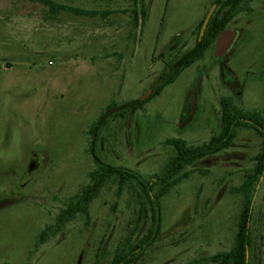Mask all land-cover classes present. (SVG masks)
<instances>
[{"label": "rangeland", "instance_id": "rangeland-1", "mask_svg": "<svg viewBox=\"0 0 264 264\" xmlns=\"http://www.w3.org/2000/svg\"><path fill=\"white\" fill-rule=\"evenodd\" d=\"M48 1L56 12L0 0V201L12 202L0 208V264H111L119 247L128 251L148 234L152 209L158 232L130 264H190L230 250L238 188L261 137L238 128L228 148L159 180L175 155L168 140L199 147L219 132L222 98H232L240 116L264 112V0H249L230 18L237 36L225 56L208 49L158 95L116 111L94 134L107 108L141 100L165 64L193 46L212 0ZM95 158L134 172L141 184L119 186L110 175L85 214L36 244L89 181ZM260 178L250 264L264 258Z\"/></svg>", "mask_w": 264, "mask_h": 264}, {"label": "trees", "instance_id": "trees-1", "mask_svg": "<svg viewBox=\"0 0 264 264\" xmlns=\"http://www.w3.org/2000/svg\"><path fill=\"white\" fill-rule=\"evenodd\" d=\"M30 1L48 5L53 12H56V8H59L58 5L51 3L48 0ZM241 1L242 0H229L228 5L225 6L221 0H216L215 4H218V6L215 9L213 8L214 10L212 11L211 17L202 36H199V30L205 14L197 24V32L193 46L189 50L183 52L179 51L178 54L175 55L173 61L171 60L170 62H167L164 66V74L159 78L156 88L148 96L143 95L141 100H135L134 105L128 107V111L136 110L144 102H147L154 96L158 95L164 88L172 84L183 70L192 65L195 61L201 59L208 49L214 48L217 36L221 31L228 27L230 18L238 12ZM113 108L114 107L107 108L105 113L107 114L108 111ZM105 113L100 125L105 124L106 118L118 115L117 113L110 115H106ZM92 128L94 129V125ZM238 128L253 130L259 137H261V144L258 153L252 159V168L247 172L243 182L238 188V192L242 195V204L241 210L238 214L233 246L227 252L214 254L211 257L194 261L190 264H205L207 262L211 264H250L251 256L249 249L251 248L250 220L252 203L259 179L264 174V112H254L240 116L232 98L225 97L220 101V130L217 134L211 136L207 143L199 147H192L180 139L168 140V144L173 147L175 155L166 164L165 175L159 180L162 183L179 172L184 165H189L196 159H201L206 155L216 154L228 148L232 143ZM93 129L91 134L93 133ZM94 163L96 168L90 171L88 175L89 181L70 199L65 208L55 217L53 223L46 226L41 231L36 244H42L44 242V237L49 233L60 231L76 214H85L87 212L88 204L98 193L105 179L110 175L113 174L117 176L119 186L124 185L129 179L136 180L140 184L142 182L139 176L134 175V172L132 171L119 167H110L107 163L101 162L97 158H95ZM155 184L156 182H153L150 185V192ZM144 190L146 197L150 199L146 189ZM151 198L150 201L153 200L155 202L158 199L156 195H151ZM152 214L154 218L151 221V229H149L148 234L138 242L139 244L133 245L128 251H125L123 248L120 249L119 247L111 260V264H130L135 261L139 253H141L135 252L139 250L140 246H144L145 248L153 242V231L158 232V226L156 225L158 223L155 224V213L153 209ZM262 264H264V258Z\"/></svg>", "mask_w": 264, "mask_h": 264}, {"label": "water", "instance_id": "water-1", "mask_svg": "<svg viewBox=\"0 0 264 264\" xmlns=\"http://www.w3.org/2000/svg\"><path fill=\"white\" fill-rule=\"evenodd\" d=\"M212 11H213V8H210L208 10V12L206 13V15L203 19V22L201 24L200 30H199V36H202V34H203V32L207 26V23L211 17ZM236 36H237L236 30L226 28L223 31H221L220 34L217 36L216 41H215L213 56L215 58H220V57L224 56L230 50L234 40L236 39ZM155 84H156V81L153 82V85L151 86V88L144 94L145 96H148L150 94V91ZM133 105H134V102L132 104H129V105L127 104V105H124L121 107L113 108V109L109 110L106 115L113 114L116 111H119L121 109H125V108L133 106ZM99 125L100 124H98L96 127H94L92 134H94L96 132ZM260 180H261V178L259 179V181ZM9 203H10V201H8V200L0 202V208L2 206L9 204Z\"/></svg>", "mask_w": 264, "mask_h": 264}, {"label": "flooded vegetation", "instance_id": "flooded-vegetation-1", "mask_svg": "<svg viewBox=\"0 0 264 264\" xmlns=\"http://www.w3.org/2000/svg\"><path fill=\"white\" fill-rule=\"evenodd\" d=\"M249 0H242L241 2H240V4H239V10H238V12L239 11H243V9H244V6H245V4L248 2ZM215 2H216V0H212L211 1V3H210V5H209V7L207 8V11H206V13L208 12V10L210 9V8H216L217 6H218V4H215ZM221 2L225 5V6H227L228 5V3H229V0H221ZM214 4H215V6H214ZM213 9V10H214ZM237 12V13H238ZM206 13H205V15H206ZM229 25V24H228ZM227 28H229V26L227 27ZM234 43V42H233ZM233 45V44H232ZM227 54V53H226ZM225 54V55H226ZM162 75H160L159 77H157V78H155V80H154V82L156 81V84L158 83V81H159V78L161 77ZM152 93V92H151ZM150 93V94H151ZM143 96V95H142ZM135 102V101H134ZM153 182H155V181H153ZM156 182H159L158 180H156ZM148 184H150L149 182H148ZM146 189V188H145ZM72 198V197H71ZM1 202V201H0ZM12 202H10L9 204H11ZM68 204V203H67ZM66 204V205H67ZM59 214V213H58ZM57 214V215H58ZM56 215V216H57Z\"/></svg>", "mask_w": 264, "mask_h": 264}]
</instances>
